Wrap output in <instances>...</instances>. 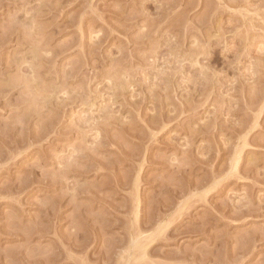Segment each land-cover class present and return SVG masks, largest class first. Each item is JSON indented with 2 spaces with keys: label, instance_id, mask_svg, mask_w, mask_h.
Returning <instances> with one entry per match:
<instances>
[{
  "label": "rangeland",
  "instance_id": "1",
  "mask_svg": "<svg viewBox=\"0 0 264 264\" xmlns=\"http://www.w3.org/2000/svg\"><path fill=\"white\" fill-rule=\"evenodd\" d=\"M0 264H264V0H0Z\"/></svg>",
  "mask_w": 264,
  "mask_h": 264
}]
</instances>
